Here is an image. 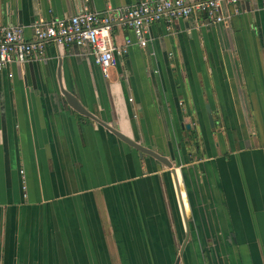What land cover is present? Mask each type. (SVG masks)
Segmentation results:
<instances>
[{"label":"crops","instance_id":"obj_1","mask_svg":"<svg viewBox=\"0 0 264 264\" xmlns=\"http://www.w3.org/2000/svg\"><path fill=\"white\" fill-rule=\"evenodd\" d=\"M137 1L0 0V25L30 41L38 19ZM224 10L153 23L144 47L112 26L130 44L107 78L50 42L0 71V264H264V7Z\"/></svg>","mask_w":264,"mask_h":264},{"label":"built area","instance_id":"obj_2","mask_svg":"<svg viewBox=\"0 0 264 264\" xmlns=\"http://www.w3.org/2000/svg\"><path fill=\"white\" fill-rule=\"evenodd\" d=\"M237 1L239 0H139L131 5L110 7L102 11L82 9L67 17L34 21L29 26L30 41L22 39L23 26L0 25V71L10 63L41 59L44 45L50 42L54 45L88 47L94 64L102 77L107 78L109 70L116 64L115 55L125 53L126 46L130 44V40L125 39L122 47L112 45V26L130 29L137 45L144 47L148 27L153 23L201 15L206 22L225 24L229 18L224 12L225 7ZM259 1L264 7V0Z\"/></svg>","mask_w":264,"mask_h":264},{"label":"water","instance_id":"obj_3","mask_svg":"<svg viewBox=\"0 0 264 264\" xmlns=\"http://www.w3.org/2000/svg\"><path fill=\"white\" fill-rule=\"evenodd\" d=\"M60 93L63 97V100L65 101L66 105L68 107H70L72 110L76 111L77 113L84 115L100 124H102L108 131H110L115 137H117L118 139H120L122 142L126 143L128 146H130L131 148L135 149L138 153V156L141 157L142 154H146L149 155L151 157H153L154 159L158 160L159 162L163 163L164 165H166L167 167L170 166V163L168 162V160L164 157H162L161 155L157 154L156 152H154L153 150L144 147L143 145L125 137L124 135H122L117 127H111L109 125H105L104 123L100 122L94 115H92L89 111H87L77 100L76 97H74L72 94L68 93L67 91L60 89ZM206 114H207V120L208 123L210 125V127H212L213 122H212V117H211V113L208 111L207 107H206Z\"/></svg>","mask_w":264,"mask_h":264}]
</instances>
